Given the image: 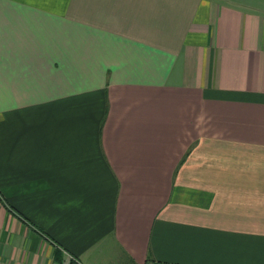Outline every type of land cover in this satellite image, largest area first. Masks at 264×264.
Masks as SVG:
<instances>
[{
	"label": "crops",
	"instance_id": "obj_1",
	"mask_svg": "<svg viewBox=\"0 0 264 264\" xmlns=\"http://www.w3.org/2000/svg\"><path fill=\"white\" fill-rule=\"evenodd\" d=\"M67 254L264 264V0H0V264Z\"/></svg>",
	"mask_w": 264,
	"mask_h": 264
},
{
	"label": "built area",
	"instance_id": "obj_2",
	"mask_svg": "<svg viewBox=\"0 0 264 264\" xmlns=\"http://www.w3.org/2000/svg\"><path fill=\"white\" fill-rule=\"evenodd\" d=\"M73 259H74L73 256L67 254L66 259H65V261L63 262V264H71V260H73ZM77 263H78V264H81V262H77Z\"/></svg>",
	"mask_w": 264,
	"mask_h": 264
},
{
	"label": "trees",
	"instance_id": "obj_3",
	"mask_svg": "<svg viewBox=\"0 0 264 264\" xmlns=\"http://www.w3.org/2000/svg\"><path fill=\"white\" fill-rule=\"evenodd\" d=\"M73 257H74V259L71 260V261H73L72 264H78L77 262H80V260L76 256H73ZM61 264H63V263H61Z\"/></svg>",
	"mask_w": 264,
	"mask_h": 264
},
{
	"label": "rangeland",
	"instance_id": "obj_4",
	"mask_svg": "<svg viewBox=\"0 0 264 264\" xmlns=\"http://www.w3.org/2000/svg\"><path fill=\"white\" fill-rule=\"evenodd\" d=\"M1 202H2V204L4 205L5 209H6V210H9V209H7V206H5V204H4L5 202L3 201V199L1 200ZM72 263H73V261H71V264H72Z\"/></svg>",
	"mask_w": 264,
	"mask_h": 264
}]
</instances>
